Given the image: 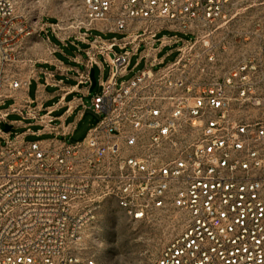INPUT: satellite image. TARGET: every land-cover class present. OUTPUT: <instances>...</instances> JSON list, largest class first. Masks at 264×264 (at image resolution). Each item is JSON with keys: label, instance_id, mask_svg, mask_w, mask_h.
Instances as JSON below:
<instances>
[{"label": "built area", "instance_id": "1", "mask_svg": "<svg viewBox=\"0 0 264 264\" xmlns=\"http://www.w3.org/2000/svg\"><path fill=\"white\" fill-rule=\"evenodd\" d=\"M231 4L80 0V20L50 24L60 41L74 31L85 40L91 29L122 34L88 43L90 68L96 55L112 57L90 101L100 119L80 142L7 138L2 123L18 109L3 103L26 82L0 70V264H97L85 238L106 200L132 222L162 213L182 222L154 264H264V122L234 115L264 97L255 101V64L226 54ZM42 31L0 0V67L22 64ZM162 31L188 38L158 39ZM174 44L164 65L157 53ZM140 48L134 66L143 68L117 83Z\"/></svg>", "mask_w": 264, "mask_h": 264}, {"label": "rangeland", "instance_id": "2", "mask_svg": "<svg viewBox=\"0 0 264 264\" xmlns=\"http://www.w3.org/2000/svg\"><path fill=\"white\" fill-rule=\"evenodd\" d=\"M14 13L18 20L32 23H57L66 27L70 20H80L82 12L80 0H13ZM231 20L222 35L226 54L232 61H252L256 68L257 82L254 85L255 101L264 97V0H232L229 7ZM91 35L104 40L119 41L122 34L102 33L91 29ZM176 35L180 39L188 36L162 31L157 38ZM43 38L58 43L50 29L42 33ZM220 34L216 38H220ZM91 40L92 37H89ZM59 44V43H58ZM158 46V42L155 43ZM176 44L165 46L157 53V58H164L163 64L172 62L176 57ZM115 51L119 52L115 47ZM141 48L129 59L127 73L117 79V83L125 82L143 68V62L138 61ZM103 69H94V77L105 80L109 74V67L102 62ZM2 78H8L22 72V64L8 63L2 68ZM99 93L96 85L90 97ZM90 98L84 99L83 117L77 124L75 135L66 143L80 142L86 131L93 127L100 119L90 108ZM7 102L2 108H5ZM234 115L248 123L264 122V105H239L234 108ZM22 129H12L11 137ZM34 140L28 137L27 141ZM182 230V222L169 213L152 215L141 222L130 221L116 205L109 200L104 201L97 211L95 223L86 232V246L94 255L97 264H154L164 246Z\"/></svg>", "mask_w": 264, "mask_h": 264}, {"label": "crops", "instance_id": "3", "mask_svg": "<svg viewBox=\"0 0 264 264\" xmlns=\"http://www.w3.org/2000/svg\"><path fill=\"white\" fill-rule=\"evenodd\" d=\"M50 24L52 23H41L45 31L36 33L30 39L29 47L24 53V60H31L29 64L24 60L22 63L20 76L26 86L14 92L13 98H8L3 103V106L9 103L5 108L14 103L18 109V112L10 113L2 123V128L4 125L10 127V131L6 133L7 138L20 136L26 142L49 139L67 142L72 139L77 124L83 117L84 99L93 98L90 97L92 91L89 92V78L86 79L85 76L87 73L89 75L93 67L100 70L102 62L106 63L112 57V53H108L105 58L96 55L97 64L90 68L86 51L91 41L89 37H94L91 32L87 33L85 40L79 39L82 31H74L73 36L66 41H60L53 35L58 44L41 36L42 33H47ZM103 81L100 77L98 81L95 79V86L98 85L99 90ZM29 112L34 114L30 115ZM91 128L79 141L85 138ZM12 129L22 131L11 137ZM28 137L34 140L27 141Z\"/></svg>", "mask_w": 264, "mask_h": 264}, {"label": "water", "instance_id": "4", "mask_svg": "<svg viewBox=\"0 0 264 264\" xmlns=\"http://www.w3.org/2000/svg\"><path fill=\"white\" fill-rule=\"evenodd\" d=\"M89 81H90V89H89V92H91L93 90V88L95 87V79H94V72H93V69H91L89 71ZM4 132L5 133H8L10 131V127L8 125H4V128H3Z\"/></svg>", "mask_w": 264, "mask_h": 264}]
</instances>
